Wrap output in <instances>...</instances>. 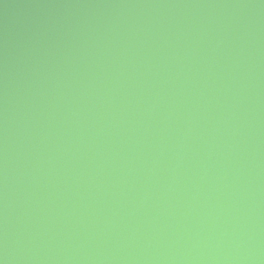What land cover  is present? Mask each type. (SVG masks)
I'll list each match as a JSON object with an SVG mask.
<instances>
[{
    "label": "water",
    "instance_id": "95a60500",
    "mask_svg": "<svg viewBox=\"0 0 264 264\" xmlns=\"http://www.w3.org/2000/svg\"><path fill=\"white\" fill-rule=\"evenodd\" d=\"M0 264H264V0H0Z\"/></svg>",
    "mask_w": 264,
    "mask_h": 264
}]
</instances>
